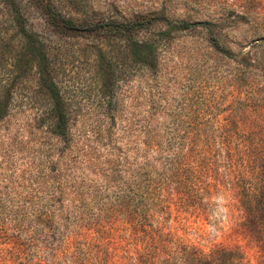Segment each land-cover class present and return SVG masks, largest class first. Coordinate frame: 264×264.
Here are the masks:
<instances>
[{"label": "trees", "instance_id": "16d2710c", "mask_svg": "<svg viewBox=\"0 0 264 264\" xmlns=\"http://www.w3.org/2000/svg\"><path fill=\"white\" fill-rule=\"evenodd\" d=\"M68 1L74 12H84L85 0ZM26 4L40 8L56 33L90 35L101 42L97 65L103 84L110 88L118 73L116 61L104 48L106 40L122 43L123 74L132 66L157 74L162 47L182 32L203 30L213 53L226 50L220 17L191 21L164 7L135 11L120 19L75 17L63 11L59 0H0L6 20L0 17V123L12 113L21 77L32 73L48 101L47 120L41 125L64 143L71 135L68 105L56 81L47 43L27 25ZM157 25L162 27H153ZM239 56L235 81L247 80L253 85L259 78L264 81V59L244 49ZM260 90L264 97V85ZM249 126L264 131L261 123L210 119L190 121L182 134L175 131L166 137L148 123L142 127L136 155L130 161L126 156L123 168H110L103 188L71 182L66 169L56 168L60 160L48 159L38 175L42 179L35 192L38 197L8 202L14 229L30 235L31 240L24 250L19 246L9 249L5 261L264 264V135L241 133L250 130ZM216 196L229 197L221 206L229 217L215 216L212 198ZM2 201L6 200L0 198ZM191 218L209 221L220 229L227 225V235L237 242L200 245L188 236ZM247 248L254 250V261Z\"/></svg>", "mask_w": 264, "mask_h": 264}, {"label": "rangeland", "instance_id": "374dc122", "mask_svg": "<svg viewBox=\"0 0 264 264\" xmlns=\"http://www.w3.org/2000/svg\"><path fill=\"white\" fill-rule=\"evenodd\" d=\"M59 2L66 14L75 17L86 14L120 19L135 11L159 7L191 21L220 17L226 50L213 53L203 30L182 32L162 47L157 74L134 66L123 74L122 43L106 40L104 48L116 61L118 73L110 88L103 84L97 65L101 42L90 35L56 33L40 8L26 4L28 27L50 49L55 78L68 105L71 135L69 142L58 141L41 125L47 120V98L39 91L34 74L23 75L16 85L12 113L0 123V198L6 200L0 203V220L5 221L4 225L0 223V264L9 263L5 261L9 249L19 246L24 250L31 240L30 235L14 229L8 202L38 197L35 192L42 182L38 175L45 170L48 159L58 158L56 168L66 169L71 182L83 181L85 186L103 188L110 168L121 169L126 156L130 161L136 155L142 127L148 123L156 125L166 137L175 131L182 134L190 121L235 119L264 125V97L260 90L264 81L259 78L253 85L234 79L235 59L243 49L264 59V0H85L82 13L74 12L68 0ZM0 17H5L1 6ZM249 127L241 133L264 135L258 127ZM212 201L216 203L213 212L217 219L229 217L227 209L221 207L229 201L228 196H216ZM227 227L224 225L222 231L219 225L191 218L188 236L204 247L213 243L230 246L237 240L227 235ZM247 251L254 261V250Z\"/></svg>", "mask_w": 264, "mask_h": 264}]
</instances>
